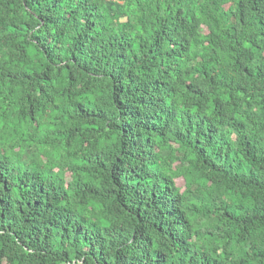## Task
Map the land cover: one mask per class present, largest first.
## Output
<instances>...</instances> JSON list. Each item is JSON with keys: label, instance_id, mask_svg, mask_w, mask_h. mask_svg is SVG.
I'll list each match as a JSON object with an SVG mask.
<instances>
[{"label": "trees", "instance_id": "obj_1", "mask_svg": "<svg viewBox=\"0 0 264 264\" xmlns=\"http://www.w3.org/2000/svg\"><path fill=\"white\" fill-rule=\"evenodd\" d=\"M0 264H264V0H0Z\"/></svg>", "mask_w": 264, "mask_h": 264}, {"label": "rangeland", "instance_id": "obj_2", "mask_svg": "<svg viewBox=\"0 0 264 264\" xmlns=\"http://www.w3.org/2000/svg\"><path fill=\"white\" fill-rule=\"evenodd\" d=\"M179 184H180V185H183V181H182V180H180V181H179Z\"/></svg>", "mask_w": 264, "mask_h": 264}]
</instances>
